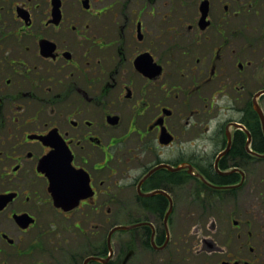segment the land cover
Returning <instances> with one entry per match:
<instances>
[{"label":"flooded vegetation","instance_id":"obj_1","mask_svg":"<svg viewBox=\"0 0 264 264\" xmlns=\"http://www.w3.org/2000/svg\"><path fill=\"white\" fill-rule=\"evenodd\" d=\"M258 80L264 0H0V264H203L191 212L264 164ZM51 144L88 178L76 203ZM258 231L215 264H264Z\"/></svg>","mask_w":264,"mask_h":264},{"label":"rangeland","instance_id":"obj_2","mask_svg":"<svg viewBox=\"0 0 264 264\" xmlns=\"http://www.w3.org/2000/svg\"><path fill=\"white\" fill-rule=\"evenodd\" d=\"M255 75H257V72H255ZM263 85L262 80L254 82L255 90ZM224 103L223 100L222 105ZM224 114L222 112L221 122L225 118ZM210 127L212 130L215 129L214 124H211ZM208 145V142H206V158H212L218 147L211 145L209 149ZM253 176L254 190L252 194L222 195L215 198L217 202L212 198L211 203L203 210L191 212L193 214L191 220H200V226H191L189 234L191 241L198 242L197 248L199 249L197 252L200 253L198 261L203 264H215L224 257H251L248 254L246 233L251 229H254V232H259L258 230L261 228V234H264V185L258 183L259 179H262L261 182L264 183L263 163L254 162ZM231 220L238 222L236 227L231 224ZM204 241L210 243L213 247H207L204 245ZM261 254L264 258V254Z\"/></svg>","mask_w":264,"mask_h":264},{"label":"snow or ice","instance_id":"obj_3","mask_svg":"<svg viewBox=\"0 0 264 264\" xmlns=\"http://www.w3.org/2000/svg\"><path fill=\"white\" fill-rule=\"evenodd\" d=\"M212 104H215L214 98ZM51 145H53V149L48 151L49 159L44 171L55 179L57 193L61 201L76 203L78 198L85 193L88 178L85 183V178L71 163L72 158L70 160L67 158L62 146Z\"/></svg>","mask_w":264,"mask_h":264},{"label":"water","instance_id":"obj_4","mask_svg":"<svg viewBox=\"0 0 264 264\" xmlns=\"http://www.w3.org/2000/svg\"><path fill=\"white\" fill-rule=\"evenodd\" d=\"M261 93H264V91H262V92L258 93L257 95H255V97L258 96V95H260ZM254 109H255V112L257 113V115H258V117H259V119H260L261 127H262V129H263V133H264V117H263V115H262V113H261V110L259 109V106L257 105L255 99H254ZM227 150H228V147L226 148L225 152H226ZM225 152H224V153H225ZM260 157H264V156H263V155H260ZM216 164H217V163H215V169H217ZM167 168L170 169V170H177V169H178V168L171 169V168H169V167H167ZM55 191H56V190H55ZM235 223H236V222H234V224H235ZM123 229H126V228H125V227H121V226H119V227H114V228L110 231L109 235H111V233H113V232L116 231V230H123ZM221 264H229V263H227V262H223V263H221Z\"/></svg>","mask_w":264,"mask_h":264},{"label":"trees","instance_id":"obj_5","mask_svg":"<svg viewBox=\"0 0 264 264\" xmlns=\"http://www.w3.org/2000/svg\"><path fill=\"white\" fill-rule=\"evenodd\" d=\"M254 149L256 150L257 149V147L256 146H254ZM257 151H262V148L261 149H259V150H257ZM256 160V159H255ZM262 186L264 185V184H262V183H260Z\"/></svg>","mask_w":264,"mask_h":264},{"label":"clouds","instance_id":"obj_6","mask_svg":"<svg viewBox=\"0 0 264 264\" xmlns=\"http://www.w3.org/2000/svg\"><path fill=\"white\" fill-rule=\"evenodd\" d=\"M208 148H209V149L211 148V144L208 145Z\"/></svg>","mask_w":264,"mask_h":264}]
</instances>
